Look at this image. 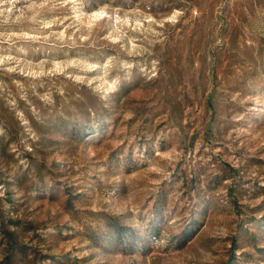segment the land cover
Wrapping results in <instances>:
<instances>
[{"label":"rangeland","instance_id":"374dc122","mask_svg":"<svg viewBox=\"0 0 264 264\" xmlns=\"http://www.w3.org/2000/svg\"><path fill=\"white\" fill-rule=\"evenodd\" d=\"M232 259L264 264V0H0V264Z\"/></svg>","mask_w":264,"mask_h":264},{"label":"trees","instance_id":"16d2710c","mask_svg":"<svg viewBox=\"0 0 264 264\" xmlns=\"http://www.w3.org/2000/svg\"><path fill=\"white\" fill-rule=\"evenodd\" d=\"M102 1H105V0H90V2L91 3H93V4H96V3H98V2H102ZM165 97H167L166 95H165ZM233 259L232 260H230L227 264H233Z\"/></svg>","mask_w":264,"mask_h":264}]
</instances>
